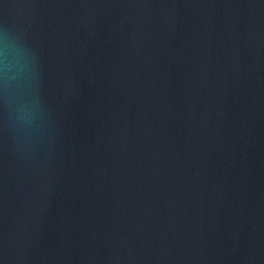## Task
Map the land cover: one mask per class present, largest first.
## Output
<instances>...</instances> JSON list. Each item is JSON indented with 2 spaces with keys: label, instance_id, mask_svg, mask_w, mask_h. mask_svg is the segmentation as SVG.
<instances>
[{
  "label": "water",
  "instance_id": "1",
  "mask_svg": "<svg viewBox=\"0 0 264 264\" xmlns=\"http://www.w3.org/2000/svg\"><path fill=\"white\" fill-rule=\"evenodd\" d=\"M0 264H264V0H0Z\"/></svg>",
  "mask_w": 264,
  "mask_h": 264
},
{
  "label": "clouds",
  "instance_id": "2",
  "mask_svg": "<svg viewBox=\"0 0 264 264\" xmlns=\"http://www.w3.org/2000/svg\"><path fill=\"white\" fill-rule=\"evenodd\" d=\"M30 74L29 61L22 49L17 47L8 34L0 35V82L27 80Z\"/></svg>",
  "mask_w": 264,
  "mask_h": 264
}]
</instances>
